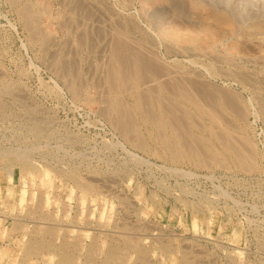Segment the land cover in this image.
I'll return each mask as SVG.
<instances>
[{"label":"rangeland","instance_id":"374dc122","mask_svg":"<svg viewBox=\"0 0 264 264\" xmlns=\"http://www.w3.org/2000/svg\"><path fill=\"white\" fill-rule=\"evenodd\" d=\"M63 262L264 264V0H0V264Z\"/></svg>","mask_w":264,"mask_h":264},{"label":"bare ground","instance_id":"6f19581e","mask_svg":"<svg viewBox=\"0 0 264 264\" xmlns=\"http://www.w3.org/2000/svg\"><path fill=\"white\" fill-rule=\"evenodd\" d=\"M31 131H32V130H31ZM36 133H37V132H36ZM37 134H38V133H37ZM40 190H41V189H40ZM8 191H10V190H8ZM8 193H9V192H8ZM8 193H7V194H8ZM42 193H43V192H42ZM44 194H45V191H44ZM81 196H82V195H81ZM38 198H39V197H38ZM46 198H47V197H46ZM46 198H45V199H46ZM45 199H44V200H45ZM9 200H10V199H9ZM46 201H47V200H46ZM83 201H84V200H83ZM41 203H42V201H41ZM81 203H82V202H81ZM46 204H47V203H46ZM48 204L51 205L50 202H49ZM43 205H44V204H43ZM40 206H41V204H40ZM44 206H45V205H44ZM47 206H49V205H47ZM40 208H41V207H40ZM40 210H41V209H40ZM41 211H42V210H41ZM35 212H36V211H35ZM33 213H34V212H33ZM28 214H29V213H28ZM47 216H48V215H47ZM47 216H46V218H47ZM45 230H46V229H45ZM55 230H56V229H55ZM48 231H49V230H48ZM50 232H51V231H50ZM43 233H44V232H43ZM46 233H48V232H46ZM52 233H53V232H52ZM44 234H45V233H44ZM49 235H50V234H49ZM55 235H56V234H54V236H55ZM33 238H34V237H33ZM42 238H43V237H42ZM45 238H46V237H45ZM50 238H51V237H50ZM50 238H47V240H48V239L50 240ZM54 238H55V237H54ZM35 239H36V238H35ZM37 239H38V238H37ZM127 239H128V238H127ZM31 240H32V239H31ZM31 240H30V241H31ZM33 240H34V239H33ZM41 240H42V239H41ZM43 240H44V239H43ZM142 240H143V239H142ZM60 241H61V240H60ZM125 241H126V240H125ZM36 242H37V241H36ZM36 242H34V243H36ZM40 242H41V241H40ZM53 242H54V241H53ZM101 242H102V241H101ZM132 243H133V242H132ZM37 244H39V242H38ZM43 244H45V243H43ZM55 244H56V243H55ZM55 244H54V245H55ZM64 244H65V243H64ZM112 244H113V243H112ZM45 245H46V244H45ZM48 245H50V244H48ZM51 245H52V244H51ZM66 245H67V244H66ZM66 245H65V246H66ZM116 245H117V244H116ZM126 245H127V244H126ZM131 245H132V244H131ZM131 245H128V246L131 247ZM136 245H137V244H136ZM52 246H53V245H52ZM52 246H51V247H52ZM59 246H60V245H59ZM65 246H63V249L65 248ZM132 246H133V245H132ZM27 247H28V246H27ZM69 247H71V246L69 245ZM87 247H88V245H87ZM124 247H126V246L124 245ZM136 247H137V246H136ZM161 247H162V246H161ZM28 248H29V247H28ZM28 248H27V249H28ZM42 248H43V247H42ZM44 248H45V247H44ZM44 248H43V249H44ZM53 248H55V247H53ZM61 248H62V246H61ZM71 248H72V247H71ZM90 248H91V247H90ZM104 248H105V247H104ZM104 248H103V249H104ZM112 248H113V247H112ZM112 248H111V249H112ZM39 249H40V248H39ZM43 249H42V251H43ZM48 249H51V248L48 247ZM82 249H83V248H82ZM101 249H102V247H101ZM135 249H137V248H135ZM162 249H163V247H162ZM29 250H30V249H29ZM64 250H65V249H64ZM137 250H138V249H137ZM137 250H136V251H137ZM160 250H161V249H160ZM170 250H172V249H170ZM182 250H183V249H182ZM34 251H35V249H34ZM65 251H66V250H65ZM97 251H98V249H97ZM99 251H100V250H99ZM101 251H102V250H101ZM121 251H122V250H121ZM121 251H120V253H122ZM161 251H162V250H161ZM28 252H30V251H28ZM28 252H27V253H28ZM60 252H61V251H60ZM62 252H63V251H62ZM71 252H72V251H71ZM84 252H85V251H84ZM118 252H119V251H118ZM166 252H167V251H165V253H166ZM169 252H170V251H169ZM169 252H168V253H169ZM58 253H59V252H58ZM97 253H98V252H97ZM97 253H96V255H97ZM53 254H54V253H53ZM125 254H126V253H125ZM125 254H124V255H125ZM139 254H140V253H139ZM31 255H35V254H31ZM60 255H61V254H60ZM66 255H67V254H66ZM88 255H89V254H88ZM96 255H95V256H96ZM124 255H123L122 257H125V256H126V255H125V256H124ZM140 255H141V254H140ZM146 255H147V254H146ZM149 255H150V254H149ZM149 255H147V256H149ZM164 255H166V254H164ZM170 255H171V254H170ZM181 255H182V254H181ZM184 255H185V254H183V257H184ZM187 255H188V254H187ZM74 256H75V255H74ZM93 256H94V255H93ZM106 256H108V255H106ZM119 256H120V255H119ZM143 256H144V255H143ZM143 256H142V257H143ZM147 256H146V257H147ZM64 257H65V256H64ZM90 257H92V256H90ZM167 257H168V256H167ZM170 257H171V256H170ZM59 258H61V257H59ZM67 258H68V257H67ZM70 258H71V256H70ZM113 258H114V257H113ZM125 258L127 259V256H126ZM125 258H124V260H126ZM143 258H144V257H143ZM184 258H185V257H184ZM191 258H192V257H191ZM63 259H64V258H63ZM68 259H69V258H68ZM121 259H123V258H121ZM181 259H182V256H181ZM185 259H188V258L186 257ZM185 259H184V260H185ZM189 259H190V256H189ZM189 259H188L187 261H190ZM74 260H75V259H74ZM90 260H91V259H90ZM93 260H94V259H93ZM93 260H92V261H93ZM104 260H105V259H104ZM104 260H103V261H104ZM109 260H112V259H109ZM124 260H123V262H124ZM139 260H140V257H139ZM142 260H143V259H142ZM145 260H146V259H145ZM191 260H192V259H191ZM63 261H64V260H63ZM107 261H108V260H107ZM117 261H119V260H117ZM137 261H138V260H137ZM181 261H182V260H181ZM181 261H180V262H181ZM60 262H61V261H60ZM66 262H67V261H66ZM70 262H71V261H70ZM78 262H79V261H78ZM83 262H84V261H83ZM96 262H97V260H96ZM101 262H102V261H101ZM105 262H106V260H105ZM144 262H145V261H144ZM147 262H148V261H147ZM149 262H150V260H149ZM192 262H193V261H192ZM63 263H64V262H63ZM76 263H77V262H76ZM80 263H81V262H80ZM89 263H90V262H89ZM108 263H109V262H108ZM108 263H107V264H108ZM185 263H186V262H185ZM56 264H58V263H56ZM60 264H61V263H60ZM64 264H65V263H64ZM69 264H70V263H69ZM72 264H73V263H72ZM81 264H82V263H81ZM86 264H87V263H86ZM93 264H94V263H93ZM98 264H100V263H98ZM103 264H104V263H103ZM111 264H112V262H111ZM140 264H142V263H140ZM181 264H182V263H181ZM189 264H190V263H189Z\"/></svg>","mask_w":264,"mask_h":264}]
</instances>
